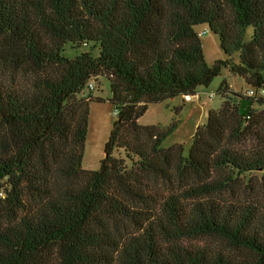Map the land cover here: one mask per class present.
<instances>
[{
	"label": "trees",
	"instance_id": "16d2710c",
	"mask_svg": "<svg viewBox=\"0 0 264 264\" xmlns=\"http://www.w3.org/2000/svg\"><path fill=\"white\" fill-rule=\"evenodd\" d=\"M223 68L264 89V0H0V264H264V96L223 81L188 155L139 122ZM101 75L118 119L86 169Z\"/></svg>",
	"mask_w": 264,
	"mask_h": 264
},
{
	"label": "rangeland",
	"instance_id": "374dc122",
	"mask_svg": "<svg viewBox=\"0 0 264 264\" xmlns=\"http://www.w3.org/2000/svg\"><path fill=\"white\" fill-rule=\"evenodd\" d=\"M196 29L201 35L204 55L210 65L219 59L228 58L221 48L219 36L210 29L208 24H200ZM205 31L207 33L202 34ZM252 33L253 28L249 27L247 39H250ZM84 49H90V47L79 49L68 47L65 55L73 58ZM93 53L94 55L99 53L98 46L94 47ZM239 59L240 55L236 53L234 60L238 62ZM223 81H227L233 91L243 94L253 88L245 81L244 77L231 73L228 68H223L221 75L215 77L209 86L197 88L196 95H198L194 96L192 100L187 101L184 95H179L161 102H152L139 122L148 125L157 124L162 128H168L177 120V128L165 139L163 146L170 147L176 143H181L184 145V154L188 155L197 127L206 123L209 111L219 108L224 100L219 93V87ZM92 82L94 88L89 86L82 94L93 97L90 102L88 136L83 159V167L86 169H98L100 167L101 161L106 155V143L110 138L113 125L118 119L116 105L112 102L113 93L109 77L105 75L94 77ZM253 106L258 107L257 104H253ZM176 108L181 109L176 112ZM120 151L121 149H116L114 154L119 155Z\"/></svg>",
	"mask_w": 264,
	"mask_h": 264
},
{
	"label": "built area",
	"instance_id": "2783aa9c",
	"mask_svg": "<svg viewBox=\"0 0 264 264\" xmlns=\"http://www.w3.org/2000/svg\"><path fill=\"white\" fill-rule=\"evenodd\" d=\"M206 33V31L204 32ZM92 89L94 88V84L93 82H90V85H89ZM198 95V94H197ZM197 95H185V99L188 101V100H192L194 96H197ZM213 95V94H212ZM248 95L250 96H253V97H259V96H264V89H261V90H255V89H250L248 91ZM117 114V112H116Z\"/></svg>",
	"mask_w": 264,
	"mask_h": 264
}]
</instances>
